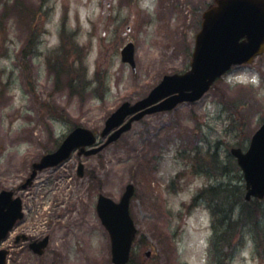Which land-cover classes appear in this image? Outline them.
Listing matches in <instances>:
<instances>
[{
	"label": "rangeland",
	"instance_id": "rangeland-1",
	"mask_svg": "<svg viewBox=\"0 0 264 264\" xmlns=\"http://www.w3.org/2000/svg\"><path fill=\"white\" fill-rule=\"evenodd\" d=\"M211 2L0 0V192L13 191L24 212L1 245L8 264H113L96 203L99 195L118 202L128 184L137 229L128 264H264V198L244 205L229 156L264 122V54L199 101L147 115L98 154L74 153L20 187L75 127L99 134L122 103L188 71ZM128 42L135 71L120 59ZM224 189L226 208L215 202ZM18 235L48 237V246L35 255L29 242L14 243Z\"/></svg>",
	"mask_w": 264,
	"mask_h": 264
},
{
	"label": "water",
	"instance_id": "water-1",
	"mask_svg": "<svg viewBox=\"0 0 264 264\" xmlns=\"http://www.w3.org/2000/svg\"><path fill=\"white\" fill-rule=\"evenodd\" d=\"M264 52V0H214L202 14L201 30L195 36L191 69L182 75L165 76L143 100L130 105L122 104L105 122L100 137L108 136L107 141L90 150L96 143V136L88 129L75 128L62 142L59 148L44 155L32 166V173L22 189L32 183L38 171L54 167L67 160L71 153L79 149V155H95L107 145L115 142L128 131L132 122L147 114L169 111L183 102L199 100L212 86L217 78L232 66L251 63L255 56ZM122 62L132 69L134 63V46L127 44L121 51ZM140 111V112H139ZM139 112V113H137ZM124 125L125 119L134 114ZM245 181L248 201L252 197H264V123L251 138L246 152L232 149ZM83 167L79 165V176ZM134 194V187L128 185L119 203L99 196L96 206L98 216L108 231L111 239L113 264H127L136 229L129 215V202ZM12 191L0 192V242L6 238L15 223L23 217L22 202L14 198ZM18 240V239H17ZM47 239L32 248L42 254ZM7 250H0V264H6Z\"/></svg>",
	"mask_w": 264,
	"mask_h": 264
},
{
	"label": "trees",
	"instance_id": "trees-1",
	"mask_svg": "<svg viewBox=\"0 0 264 264\" xmlns=\"http://www.w3.org/2000/svg\"><path fill=\"white\" fill-rule=\"evenodd\" d=\"M222 170H224L223 168H219V171H221L222 172ZM214 190V188H210V189H208V191H207V195H210V192H212ZM225 190V189H224ZM218 190L217 192H216V194H215V202H217L218 203V205H220V206H222L223 208L226 206V204H227V200H228V193H227V191L225 190ZM246 204V202H244V205ZM225 205V206H224ZM235 204H234V202H233V205L232 206H234ZM232 206H230V208L232 207ZM226 208V207H225ZM225 211V210H224ZM227 235H228V233H227V231H225V233L223 234V236L221 237L222 239H226L227 238Z\"/></svg>",
	"mask_w": 264,
	"mask_h": 264
}]
</instances>
